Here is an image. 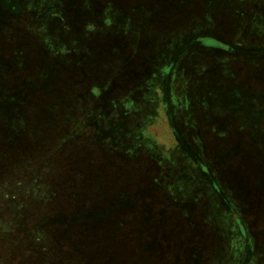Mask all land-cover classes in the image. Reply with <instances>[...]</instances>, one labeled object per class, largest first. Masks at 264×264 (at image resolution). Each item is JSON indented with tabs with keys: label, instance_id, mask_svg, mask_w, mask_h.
Instances as JSON below:
<instances>
[{
	"label": "rangeland",
	"instance_id": "1",
	"mask_svg": "<svg viewBox=\"0 0 264 264\" xmlns=\"http://www.w3.org/2000/svg\"><path fill=\"white\" fill-rule=\"evenodd\" d=\"M0 264H264V0H0Z\"/></svg>",
	"mask_w": 264,
	"mask_h": 264
}]
</instances>
